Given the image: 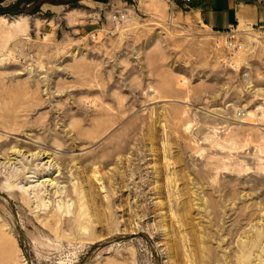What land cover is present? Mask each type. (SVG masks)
I'll return each mask as SVG.
<instances>
[{
  "label": "rangeland",
  "instance_id": "obj_1",
  "mask_svg": "<svg viewBox=\"0 0 264 264\" xmlns=\"http://www.w3.org/2000/svg\"><path fill=\"white\" fill-rule=\"evenodd\" d=\"M19 1L0 6V144L23 152L0 158V264H264V28L217 33L180 0ZM42 149L79 160L58 187L81 197H36L59 175ZM56 212L90 228L63 239Z\"/></svg>",
  "mask_w": 264,
  "mask_h": 264
},
{
  "label": "bare ground",
  "instance_id": "obj_2",
  "mask_svg": "<svg viewBox=\"0 0 264 264\" xmlns=\"http://www.w3.org/2000/svg\"><path fill=\"white\" fill-rule=\"evenodd\" d=\"M7 146H8V144H6V143L0 144V156H1L0 158H1V160H5V161L9 160L10 161V160H12L11 159L12 157L10 158V156H11L10 154L11 153H12V155H15V154L19 155V154L23 153L22 151L18 152L17 149H16L17 147H13L11 149L12 152L9 153V151L7 150ZM29 152L30 151H27V153H29ZM30 157H32L33 160L36 159V161L49 159L48 162L46 163V165H48V166L50 165V167H52L53 164H54V166L56 167V172L59 173V175L56 176V177H55V172L53 174H51V175L48 173L49 176L51 177V179L43 181L42 184L38 187V190L36 189L37 192H38V195L36 197L38 199L45 200L44 202H46V199L47 200L49 199V201L51 202V200L54 199L55 196H58V198L62 199V201L66 200V199H70V201H68V203H71V201L73 199H75V197H76L75 194L78 197L82 196L81 195L82 193H81V191L79 189H76L75 191L73 189H68L66 191V193H64L63 192L64 191L63 188L59 189V187H58V185L61 183V180L62 179L65 180L67 178V175H66L67 173L65 174V168H67L65 166H68L67 163L77 162V165H80L81 163H79L78 159H74L73 158L72 160H69L68 157H67V154H62V153L60 154V153H56L55 151L54 152H48L45 149H42L39 153L33 154ZM63 164H65V165H63ZM43 171L44 170H42L41 172H43ZM45 171H46V169H45ZM38 173H40V172H38ZM93 174L97 175L98 172L94 171ZM40 176H38V177H40ZM53 190H56L54 194H53ZM37 192H35V193H37ZM41 194H42V196H40ZM23 201L25 202V204L27 206H31V204H32L31 199L29 197L24 196ZM87 202H89V199H88ZM62 204L64 206V204H65L64 201L62 202ZM88 221H89V219H88ZM78 223H80V222H79V220H77V217H76V222L75 223H72L71 219L70 220L69 219H67V220L64 219L63 220L62 214L60 212H56V213H54L53 216L45 218V228L50 229V230H52L54 232L60 231V236L63 239H68V240H71L74 237L83 236L85 233H83L81 230L83 228L86 229V230L90 228V226L87 223L79 224V225H78ZM67 232H69V234H66Z\"/></svg>",
  "mask_w": 264,
  "mask_h": 264
},
{
  "label": "crops",
  "instance_id": "obj_3",
  "mask_svg": "<svg viewBox=\"0 0 264 264\" xmlns=\"http://www.w3.org/2000/svg\"><path fill=\"white\" fill-rule=\"evenodd\" d=\"M167 1L172 3V0ZM180 1L190 8L199 22L217 33H229L236 28H264V0H192L191 3ZM94 4L105 6L110 5L111 1L102 0Z\"/></svg>",
  "mask_w": 264,
  "mask_h": 264
},
{
  "label": "built area",
  "instance_id": "obj_4",
  "mask_svg": "<svg viewBox=\"0 0 264 264\" xmlns=\"http://www.w3.org/2000/svg\"><path fill=\"white\" fill-rule=\"evenodd\" d=\"M186 1H187V3H191L192 0H186ZM128 16L129 15L126 11H119L118 10V11L112 12L110 14V16L107 17V19L110 22H112L113 24H119L121 22H124ZM228 47L231 50H234L237 52H240L243 50V46L240 45L234 38L230 39V42L228 43Z\"/></svg>",
  "mask_w": 264,
  "mask_h": 264
},
{
  "label": "trees",
  "instance_id": "obj_5",
  "mask_svg": "<svg viewBox=\"0 0 264 264\" xmlns=\"http://www.w3.org/2000/svg\"><path fill=\"white\" fill-rule=\"evenodd\" d=\"M23 3H24V0H20L19 4L16 7L9 10V12H11V13H22V10L20 9V7Z\"/></svg>",
  "mask_w": 264,
  "mask_h": 264
},
{
  "label": "water",
  "instance_id": "obj_6",
  "mask_svg": "<svg viewBox=\"0 0 264 264\" xmlns=\"http://www.w3.org/2000/svg\"><path fill=\"white\" fill-rule=\"evenodd\" d=\"M9 0H0V6H3L4 4H6Z\"/></svg>",
  "mask_w": 264,
  "mask_h": 264
}]
</instances>
